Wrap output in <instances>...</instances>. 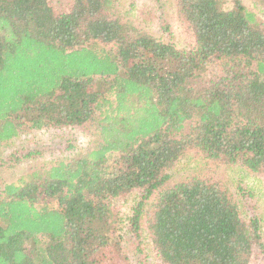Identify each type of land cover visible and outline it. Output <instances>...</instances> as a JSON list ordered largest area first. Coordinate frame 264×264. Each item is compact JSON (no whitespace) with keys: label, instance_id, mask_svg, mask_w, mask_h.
<instances>
[{"label":"trees","instance_id":"obj_1","mask_svg":"<svg viewBox=\"0 0 264 264\" xmlns=\"http://www.w3.org/2000/svg\"><path fill=\"white\" fill-rule=\"evenodd\" d=\"M62 1L0 0V148L32 130L90 138L2 187L0 264H129L113 206L132 193L127 232L145 228L158 264H264L258 216L223 184L238 167L264 185V0H177L186 49L124 0ZM184 154L202 177L168 185Z\"/></svg>","mask_w":264,"mask_h":264},{"label":"rangeland","instance_id":"obj_2","mask_svg":"<svg viewBox=\"0 0 264 264\" xmlns=\"http://www.w3.org/2000/svg\"><path fill=\"white\" fill-rule=\"evenodd\" d=\"M124 2L127 6L129 5L128 9L134 15L135 23H141L148 30L158 34H160L162 27H166L168 34L164 35L163 41L165 43L172 44L177 49H186L193 45V37L188 25L178 15L177 0H124ZM242 2L248 7L253 5V0H242ZM220 7L227 10L231 7V4L226 2L223 5L220 4ZM214 65L206 70L208 75H216L221 71L218 64ZM89 142V136L77 130L45 132L32 130L20 133L18 138L7 142L0 148V190L4 185L15 182L34 166L53 164L58 159L71 158L76 153L84 152ZM68 144L75 145V147L70 150L65 149ZM24 150H27V152L38 151L39 154L31 158L21 159L20 156ZM14 154L19 157L18 162L16 163V159L15 161L13 159V162H8L9 157ZM201 173L199 162L193 158L192 154H184L168 172L170 178L168 185H175L191 178H201ZM238 183H242L252 192L253 200L251 204L252 207L254 206V210L249 202L244 201L238 194L236 190ZM223 184L231 199L239 205L244 218L252 215L253 212L256 213L260 222V232L264 238V185L262 181L249 176L238 167H233L226 172ZM136 199L137 195L132 193L119 199L113 206L116 216L115 228L123 236V252L127 255L129 264H158L145 228L143 227L139 240L127 232V219L131 215L134 204H136ZM242 205L248 210L247 213ZM150 207L148 206V208ZM142 215L144 219L145 215Z\"/></svg>","mask_w":264,"mask_h":264}]
</instances>
